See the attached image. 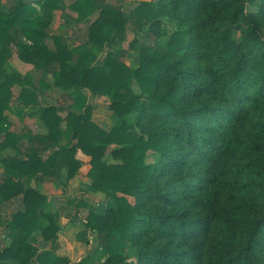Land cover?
I'll use <instances>...</instances> for the list:
<instances>
[{"label":"trees","instance_id":"trees-1","mask_svg":"<svg viewBox=\"0 0 264 264\" xmlns=\"http://www.w3.org/2000/svg\"><path fill=\"white\" fill-rule=\"evenodd\" d=\"M18 1L0 9V149H16L2 159L0 223L9 233L0 264H83L39 250L33 232L54 244L61 226L26 182L58 163L74 177L80 149L106 194L85 216L106 256L97 264H264V0H72L79 21L100 12L77 46L63 25L51 33L62 0ZM164 18L177 24L168 35ZM103 48L112 50L97 55ZM14 51L34 70L7 73ZM56 71L55 84L73 97L68 107L40 99ZM134 80L141 94L130 91ZM16 84L47 134L11 130L4 112ZM86 89L109 96V129L93 121ZM15 198L21 208L3 217Z\"/></svg>","mask_w":264,"mask_h":264},{"label":"rangeland","instance_id":"rangeland-1","mask_svg":"<svg viewBox=\"0 0 264 264\" xmlns=\"http://www.w3.org/2000/svg\"><path fill=\"white\" fill-rule=\"evenodd\" d=\"M27 3H36L37 0H25ZM72 0H62L60 8H57L53 11V17L51 20V27L56 25H63V32L70 37V45L77 46L88 39V33L86 32V28L90 26L93 20L97 18L99 15V10H96L90 17L83 18L81 21L78 20V14L74 12L72 9L68 7V4ZM99 3L105 4H114L117 2L116 0H97ZM138 1V0H132ZM141 1V0H139ZM156 1V0H152ZM19 5L18 0H0V9L6 12L13 11ZM250 8V7H249ZM177 28V24L170 20L164 18L162 29L160 30L163 34L168 35L173 32L174 29ZM264 33V27L261 28ZM52 32V31H51ZM129 38L132 39L134 34L131 29L128 30ZM91 47V43L87 45V49ZM112 49H98L96 54L101 56L105 55L107 51H111ZM123 62L133 66L134 64L130 62L129 58H121ZM23 61L18 55L17 52L14 51L12 56L5 63V70L7 73L17 72L21 74H27V69L23 67ZM28 63V62H27ZM32 64V63H30ZM33 65V64H32ZM34 67V65H33ZM57 75L52 74V81L48 84L47 89L53 95V99H49V101L53 105H61L68 107L73 103V97L67 93L61 86L55 84V78ZM4 76L0 74V83L3 81ZM18 84L13 87V97L9 102V107L5 110L4 115L7 118L8 122L11 124V130L23 133V128L27 126L30 132H34L32 129H37V132L43 133L42 131L46 130L47 123L42 119L39 115H32L29 112V108H26L23 104H20L17 100L19 89ZM16 87V88H15ZM131 92H135L136 94H141L140 86L136 80L132 83ZM86 95V101L89 104H93L94 108L92 111V119L101 127L106 129L110 128L111 125V110L109 108L110 98L107 95L100 96L92 93L91 90L86 89L83 92ZM18 94V95H17ZM142 99H145L144 95H141ZM146 100V99H145ZM16 101L19 103H16ZM50 104V103H49ZM69 109H64L61 111V116L63 117L61 120V126L66 127L67 125V112ZM77 112V111H76ZM28 115L37 116V117H26ZM40 118V119H39ZM45 124H44V123ZM27 123V124H26ZM46 125V126H45ZM15 127V129H13ZM23 129L22 131H18L17 129ZM49 131V127H48ZM47 131V133H48ZM28 132V131H27ZM35 133V132H34ZM46 133V134H47ZM39 134V133H38ZM66 139H64L65 141ZM26 145L29 144L25 142ZM10 150L8 147L0 149V181L3 180L5 176V167L2 163L3 157L9 156ZM78 157L84 161V165L78 170V173L74 177H69L67 173V169L64 163H58L54 167V173L51 176H42L38 177V175L29 178L26 182L33 187L39 189L42 193H44L48 201L50 203V212L57 217V221L61 226L56 240L54 244L50 242L49 244H45L46 241L41 233L38 234L40 236V243H37V247L40 251L46 252L48 250H53L54 252H58V250H62L64 248V244H60L61 232L65 227L69 229V235L72 237L71 241V249H73L72 258L75 263L79 261H83V264H97L101 263L105 260L106 256L103 254L98 241V231H91L86 226L85 216L88 214L89 210L96 205L98 202L106 199V194L99 190H96L92 185V179L88 175V170L90 168V156L86 154L83 150H79L77 153ZM79 201L86 202L87 205H81ZM16 205V206H14ZM10 207L16 208L19 207V204L15 202V204H10ZM8 214L4 217L7 218ZM10 216V215H9ZM2 228H6L4 224L0 223ZM1 229V228H0ZM1 234V233H0ZM38 241V242H39ZM48 242V241H47ZM62 242V241H61ZM134 248L130 247L126 249V254L130 257V260H134ZM62 253V251H61ZM65 256V255H64Z\"/></svg>","mask_w":264,"mask_h":264},{"label":"crops","instance_id":"crops-1","mask_svg":"<svg viewBox=\"0 0 264 264\" xmlns=\"http://www.w3.org/2000/svg\"><path fill=\"white\" fill-rule=\"evenodd\" d=\"M62 25H56V26H52V32L51 33H58L61 29H60V27H61ZM63 30V29H62ZM65 33V32H64ZM69 37V36H68ZM47 44L49 45V47H51V48H54L55 47V45H54V42L52 41V40H48L47 41ZM23 64V67H25L26 69H27V71H26V73L28 72V71H30L31 69V71H33L34 70V67H33V65L32 64H30V63H27V62H24V63H22ZM30 71V72H31ZM51 82H53L52 81V74H50L49 76H48V78L46 79V83H45V85H43V87H41L42 88V90H41V92H40V99L42 100V101H44L43 102V104H46V103H50V104H54V102H50L49 101V99H53V95L50 93V91L47 89V86H48V84L49 83H51ZM16 88V87H15ZM18 89L20 90V86H18ZM18 95V94H17ZM16 103L18 104V106H20L19 105V103L16 101ZM21 107V106H20ZM26 117H30V118H33V117H37V116H31V115H28V116H26ZM40 119V118H39ZM44 123V122H43ZM27 124V123H26ZM45 124V123H44ZM46 126V125H45ZM13 129H15V127H13ZM17 129V128H16ZM24 129V130H23ZM23 129H17L18 131H22L23 130V133H27V131L28 132H30L29 130H28V128H27V126L25 127V128H23ZM35 133L37 132V129H35V128H33L32 129ZM47 131H48V127L46 126V130L45 131H42L43 133H40V132H38L39 134H42V135H45L46 133H47ZM33 132V133H34ZM29 141V139L28 138H25V142H28ZM8 149L10 150V155H14L15 153H16V149L13 147V146H8ZM15 202L17 203V204H19V207H16V208H13V207H10V204L12 203V204H15ZM14 206H16V205H14ZM21 206H22V204H21V200H20V198H15V199H12V200H10L8 203H7V205L5 206V208H4V211L2 212V214L5 216L6 214H8V216H7V218H11L10 216H12V214H13V212L14 211H16V210H18V209H20L21 208ZM10 215V216H9ZM3 216V217H4ZM0 247L1 246H3L6 242H7V239H8V233H9V229H7V228H2V226H0ZM41 233V230H40V228H38V229H36L34 232H33V235H35L37 238H38V241L40 240L39 238H40V236H38V234L39 233ZM69 229L67 228V227H65L64 228V230L61 232V234H62V236H61V239H60V244L62 243V244H64V248H62V250H58V252H56L57 254H59V255H65V256H67L72 262H74V260L73 259H71L72 258V253H74L73 252V249H71V241H70V239L72 238L69 234ZM62 241V242H61ZM51 241H44V243L47 245V244H49ZM38 243H40V241L38 242ZM61 251H62V253H61ZM72 252V253H71Z\"/></svg>","mask_w":264,"mask_h":264}]
</instances>
